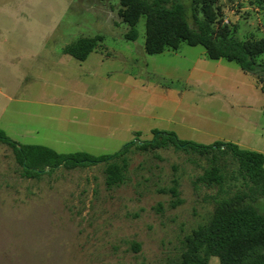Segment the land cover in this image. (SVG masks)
Returning a JSON list of instances; mask_svg holds the SVG:
<instances>
[{"label": "rangeland", "instance_id": "obj_1", "mask_svg": "<svg viewBox=\"0 0 264 264\" xmlns=\"http://www.w3.org/2000/svg\"><path fill=\"white\" fill-rule=\"evenodd\" d=\"M181 2L193 25L192 0ZM218 4L239 39L264 38L254 0ZM121 9L120 0H0V128L58 153L113 154L162 130L264 154V53L255 74L185 42L150 55L146 18L128 40ZM95 36L101 47L85 61L64 53ZM126 159L113 186L105 164L30 179L0 143V264H168L218 201L247 190L231 155L219 160L224 183L210 187L199 178L211 162L193 151L132 147Z\"/></svg>", "mask_w": 264, "mask_h": 264}, {"label": "trees", "instance_id": "obj_2", "mask_svg": "<svg viewBox=\"0 0 264 264\" xmlns=\"http://www.w3.org/2000/svg\"><path fill=\"white\" fill-rule=\"evenodd\" d=\"M254 2L264 9V0ZM218 3L219 0H192L193 25L181 0H120L119 14L130 28L126 38L131 41L138 38L140 19L146 18L145 50L150 55L168 49L176 51L185 42L190 46H203L210 59H226L237 63L246 74L257 73L263 68L257 59L264 53V38L239 39L235 29L222 24L223 10ZM102 41V36L81 38L65 47L64 53L85 61L101 47ZM152 133V140L135 139L120 151L103 155L81 151L58 153L43 145L20 144L2 128L0 143L12 149L25 178L39 179L60 167L72 170L105 164L109 186L124 181L126 154L132 147L149 150L173 146L206 156L211 165L199 182L209 187L224 183L219 160L231 155L238 166V177L247 190L218 201L210 222L195 230L186 239L181 254L168 264H209L211 257H218L220 264H264V213L259 206L264 198V154L232 142L204 145L180 139L175 132L153 130Z\"/></svg>", "mask_w": 264, "mask_h": 264}, {"label": "crops", "instance_id": "obj_3", "mask_svg": "<svg viewBox=\"0 0 264 264\" xmlns=\"http://www.w3.org/2000/svg\"><path fill=\"white\" fill-rule=\"evenodd\" d=\"M178 135V134H177ZM179 137V136H178Z\"/></svg>", "mask_w": 264, "mask_h": 264}]
</instances>
